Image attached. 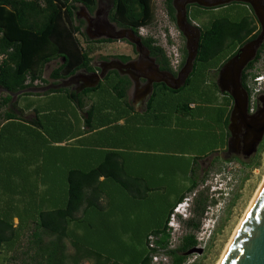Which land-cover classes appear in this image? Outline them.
<instances>
[{"label":"crops","instance_id":"crops-1","mask_svg":"<svg viewBox=\"0 0 264 264\" xmlns=\"http://www.w3.org/2000/svg\"><path fill=\"white\" fill-rule=\"evenodd\" d=\"M0 56L1 63L4 56ZM63 61L59 57L47 63L43 74L48 65L53 63L56 69ZM43 74L15 92L0 87V196L13 192L16 207L35 209L28 211L23 226L17 217L12 218L13 228L22 229L21 235L30 224L34 227L40 210L62 207L73 187L82 189L91 204L100 208L88 212L97 228L105 226L92 230L94 237L130 238L121 226L134 229L130 220L140 214L136 208L156 205L159 197L171 198L169 192H185L198 179L201 165H211L217 152L225 150V113L217 108L216 96L198 101L199 111L193 109L195 104L185 110L176 101L145 104L142 94L132 90L103 91L85 68L58 79L47 80ZM177 92L155 90L159 97ZM6 98L9 101L3 102ZM178 143L199 150L176 151ZM170 176L180 186L171 185ZM136 191L148 192L147 198L137 199ZM31 192L28 198L35 202H21ZM150 192L160 194L152 198ZM82 216L83 209L77 214ZM72 227L71 223L69 230ZM118 247L113 241L106 253L114 256ZM66 253L74 252L66 248Z\"/></svg>","mask_w":264,"mask_h":264},{"label":"flooded vegetation","instance_id":"flooded-vegetation-1","mask_svg":"<svg viewBox=\"0 0 264 264\" xmlns=\"http://www.w3.org/2000/svg\"><path fill=\"white\" fill-rule=\"evenodd\" d=\"M122 3L95 0L90 8L80 4L75 14L80 21L83 51L91 58L87 70L99 88L140 92L145 104L176 101L188 108L195 104L193 109L199 107L198 101L216 96L220 103L217 108L225 113L227 134L225 150L217 155L236 159L254 154L264 137V89L256 91L250 112L249 85L245 89L242 78L249 75L250 70L245 69L250 63L264 57V0H171V10L168 0H162L168 22L177 32L174 62L165 54H151L149 47H160L140 29L151 27L155 33L157 27L142 24L141 18H126ZM145 4L136 3L134 9L140 13L142 6L147 7L152 16L151 0ZM163 30L168 37L169 26L164 25ZM207 33L219 47L205 56L201 49ZM157 89L178 91V95L159 97Z\"/></svg>","mask_w":264,"mask_h":264},{"label":"trees","instance_id":"trees-1","mask_svg":"<svg viewBox=\"0 0 264 264\" xmlns=\"http://www.w3.org/2000/svg\"><path fill=\"white\" fill-rule=\"evenodd\" d=\"M57 1L0 0V54L4 56L0 63V87L5 91L15 92L40 80L44 66L59 57H62L64 61L50 73L49 77L52 79L71 75L80 68H88L91 58L80 47V40H77L73 35L76 32L81 37L80 25L74 26L76 20L74 12L77 10L75 4L90 8L95 0H60V5ZM119 1H123L126 18L136 20L141 18L144 19L142 24L151 23L152 16L147 11V7L142 6L140 13L134 9L136 3L143 2L145 4L148 0ZM170 1L168 0V7L171 10ZM230 28V25H227V32ZM213 43L216 44L213 45ZM218 47L217 41H214L211 34L207 33L201 49L202 54L208 56ZM149 49L152 55L155 56L159 52L164 57L161 48L155 50L149 47ZM253 63H250L245 71H248ZM247 78L248 75H244L242 78L245 89ZM114 90L117 91V89ZM7 101H9L8 98L3 102ZM184 108L185 110L189 109L187 105ZM195 110L199 111L201 108L196 107ZM195 186L196 180L185 192L192 191ZM185 192L176 195L169 192L167 197L175 195L172 203H167L168 198L163 200L159 197L157 204L150 207L149 211L153 217L161 215L163 212L164 223L161 226L152 230L145 229L143 233H136L135 228L128 227L127 229L126 224L122 225L121 227H124L122 233L131 234V237L124 241L123 239L96 238L92 235L91 231L95 228L105 227L97 228L88 219V212L90 211L91 214L99 207L96 204H91L89 197L82 189L72 187L67 192L66 202L62 207L40 210L37 213V220L34 221V238L37 239V243L40 244L41 235L55 237L47 245H39L41 259L44 264H80L82 260H92V264H150L151 251L155 252V250L148 249L147 237L149 235L158 236L157 246L163 249L167 248L170 235L166 231V225L172 209L182 201ZM147 194L148 192L136 191L134 196L137 199H144L147 198ZM144 207H138L136 211L141 213ZM81 209H83V216L77 217ZM12 218L6 217L5 213L0 216V250L3 246L11 250L19 241L22 229L13 228ZM71 223L73 227L69 230ZM19 225L23 226L22 221ZM65 238L69 239L73 248L72 255L66 253ZM113 241L119 243L114 256L106 253L109 244ZM196 245L194 236L185 235L182 237L175 250L166 252L170 256V264H183L186 259L183 254L194 249Z\"/></svg>","mask_w":264,"mask_h":264},{"label":"rangeland","instance_id":"rangeland-1","mask_svg":"<svg viewBox=\"0 0 264 264\" xmlns=\"http://www.w3.org/2000/svg\"><path fill=\"white\" fill-rule=\"evenodd\" d=\"M60 5V0L57 1ZM152 4V21L151 24L155 28L154 30L151 27H144L145 32L148 36H151L155 40L159 47L162 49L163 53L169 58L170 62L175 61L176 58V48H177V32L171 24H169L165 10L163 8L162 0H151ZM77 10L75 14L79 13V4H75ZM158 21L161 25H158ZM79 26L80 21L76 18L74 21V26ZM159 27H158V26ZM169 26V35L163 30V26ZM81 27V26H80ZM151 29V30H150ZM151 35H149L150 33ZM152 31V32H151ZM74 37L77 40H81L79 33L74 32ZM169 38H171L169 41ZM83 42V41H82ZM95 56V53L93 54ZM1 58V56H0ZM58 64V63H56ZM55 69V65L52 63L48 65L44 70V77L48 80L49 75L52 70ZM249 75L247 78V84L252 88L253 91H261L264 89V61H255L251 68H249ZM263 77L261 81L256 84L254 78ZM255 84V85H253ZM257 93V92H256ZM217 113V112H216ZM176 151L195 152L199 149L195 148L191 144L183 145V147L178 143L174 148ZM205 162L202 164V171L197 176L196 186L190 192H185L184 196L192 198V193L199 198L198 202L194 203V207L191 209L192 220L189 222H183L176 220L177 224H173L172 234L175 236V233H184L186 235L194 236L197 242V245L194 249H191L185 252V261L183 264H217L221 255L231 239L234 231L239 225L243 215L248 208L253 196L255 195L259 185L261 184L264 177V137L262 142L258 145L254 154L249 157L241 158H229L225 159L217 155L215 162L211 165ZM170 169H168V172ZM226 174V175H224ZM220 176H228L231 180V191L228 192V196L225 198L219 206H213L206 190L202 187L204 186L205 180H210ZM168 180L173 185L175 179L171 180V176L168 177ZM211 181V180H210ZM180 186L179 181L173 186ZM34 192L27 193L24 196L23 203L32 204L35 201L30 200L28 195L33 194ZM41 196L46 194V192H38ZM164 191H162V194ZM175 195L178 192H173ZM6 198L0 196L1 207H4L5 216L8 218L17 217L22 222L27 221L29 218L28 211L32 209L30 206H18L16 194L13 192H4ZM159 192H150L152 198L159 195ZM5 197V196H4ZM167 199V203H172V198ZM196 197V198H197ZM16 199V200H14ZM198 200V199H197ZM150 206H145L140 214L132 216L130 220V226L135 228L136 233H143L145 229L148 228H157L164 223V214L152 216L149 215ZM35 211V209H32ZM205 211H208L205 214ZM170 217V216H169ZM147 219V221H146ZM206 219V220H204ZM15 225V222L12 224ZM34 227L32 224L26 228L22 235L19 238V241L15 244L14 248L8 250L6 246H3L0 250V264H44V261L41 259L40 252L38 250L39 245H47L54 240V236L41 235L40 244L37 243V239L34 238ZM173 236V237H174ZM128 237V236H127ZM123 240H128L124 238ZM64 244L67 248V252H74L70 244ZM180 244V240L173 243L172 249L175 250ZM71 248V249H70ZM38 254V255H37ZM70 254V253H69ZM91 262L83 260L80 264H90Z\"/></svg>","mask_w":264,"mask_h":264},{"label":"water","instance_id":"water-1","mask_svg":"<svg viewBox=\"0 0 264 264\" xmlns=\"http://www.w3.org/2000/svg\"><path fill=\"white\" fill-rule=\"evenodd\" d=\"M222 264H264V187Z\"/></svg>","mask_w":264,"mask_h":264},{"label":"built area","instance_id":"built-area-1","mask_svg":"<svg viewBox=\"0 0 264 264\" xmlns=\"http://www.w3.org/2000/svg\"><path fill=\"white\" fill-rule=\"evenodd\" d=\"M140 32L144 33L145 32L144 28H141ZM259 61H264V57H262ZM262 78L263 77H256V78H254V80L256 81V83H258L259 81H261ZM248 91H249L248 108H249V111L252 112L253 107H254V103L256 101L257 93L255 91H253L250 86H248ZM224 175H226V174H224ZM210 180H212V179H210ZM210 180H205V182L203 184L204 186H202L206 190L209 198H211V191H212V189H214V188H212V186L208 187V186H210V183H211ZM191 195L194 196L195 194L192 193ZM187 200H188V196H184L182 201L177 203L174 206V208L172 209V213L170 214V217H169L167 225H166L167 226L166 231L170 235V239H169L168 246L166 249H163V248L157 246L156 241L159 239L158 236L149 235L147 237L148 249L150 251L155 250V252L151 251L150 264H170L171 259H170V256L166 253L167 250H171L173 243L175 241H178V240L181 241L182 237H184L186 235L182 232L181 233L176 232L175 236H174L172 234V230H173V224H177L176 220L174 218H177V220H179V219H183L184 217H187L188 215H190V213L187 211V206H188Z\"/></svg>","mask_w":264,"mask_h":264},{"label":"clouds","instance_id":"clouds-1","mask_svg":"<svg viewBox=\"0 0 264 264\" xmlns=\"http://www.w3.org/2000/svg\"><path fill=\"white\" fill-rule=\"evenodd\" d=\"M214 188L211 191V202L213 206H219L223 201H225V198L228 196V192L231 191V180L228 178V176H220L213 178L211 180L210 186ZM210 196V195H209ZM196 202V196L194 195L192 198H188L187 203V211L190 213L187 217H184L183 219H179L183 222H189L192 220L191 217V209L194 207V203ZM208 211H205V214H207ZM206 220V219H204Z\"/></svg>","mask_w":264,"mask_h":264},{"label":"bare ground","instance_id":"bare-ground-1","mask_svg":"<svg viewBox=\"0 0 264 264\" xmlns=\"http://www.w3.org/2000/svg\"><path fill=\"white\" fill-rule=\"evenodd\" d=\"M263 187H264V177H263V180H262L261 184L259 185V188L257 189L255 195L253 196L248 208L246 209V211H245V213L243 215V218L241 219V221H240L239 225L237 226L236 230L234 231L231 239L229 240L228 244L226 245V247H225V249H224V251H223V253L221 255V258L219 259L217 264H222L226 254L228 253L231 245L233 244L238 232L240 231L245 219L247 218L249 212L251 211V208H252L253 204L255 203L256 199L258 198L259 194L261 193V190H262Z\"/></svg>","mask_w":264,"mask_h":264}]
</instances>
